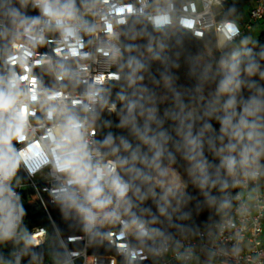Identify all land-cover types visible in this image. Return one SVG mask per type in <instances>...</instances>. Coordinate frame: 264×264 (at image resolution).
I'll return each instance as SVG.
<instances>
[{"label":"clouds","instance_id":"1","mask_svg":"<svg viewBox=\"0 0 264 264\" xmlns=\"http://www.w3.org/2000/svg\"><path fill=\"white\" fill-rule=\"evenodd\" d=\"M33 4L43 19L22 16L18 11L10 13L14 39L21 35L38 39L41 25L63 37H78L81 32L93 31L85 17L93 12L95 0H80L79 6L77 0H33ZM152 20L157 30L169 22L166 13ZM219 52L215 66L212 63L200 65L197 60L190 69L191 75L199 81L195 92L201 101L205 100L204 85H216L209 93L203 113L197 115L188 110L179 99V93L175 94L179 111L165 113L177 122L178 141H172L165 131L152 130V124L161 128L162 121L154 106L147 107L152 100L150 96L143 102L139 97L124 98L126 110L121 115L120 127L127 128L145 145L147 153H141L139 148L133 150L126 139L111 134L99 144H93L85 134L86 117L67 105L50 104L47 107V118L54 121L51 154L55 170L65 178L55 196L61 210L76 217L85 232L93 233L97 226L121 224L124 232L147 246L153 256H162L171 248L180 261L186 262L193 257L191 247L181 251V245L172 237L154 229L155 219L149 221L144 213L136 215L132 212L133 197L141 203L149 197L156 199L157 190V209L161 216L167 215L173 201L177 205L176 211L181 204L187 203L186 185L172 167L175 156L168 151L170 142L186 161L188 175L204 195L207 205L225 215L233 207L229 188L247 187L249 182L264 177V84L252 79L259 76L260 81H264V65L261 64L264 51L256 54L251 49L220 45ZM141 71L142 64L129 63L130 84L136 83ZM244 89L249 92L247 97L242 95ZM24 95L14 72L0 75V241L16 239L25 214L11 187L19 166V155L13 142L19 141L27 127L22 112L26 106L21 99ZM138 117L144 118L142 127ZM213 118L220 124L219 134L210 123ZM197 121L202 122L199 128H196ZM205 146L220 160L218 167L214 168L205 157ZM121 150L128 153L118 164L125 171L127 180L107 162L108 155L117 156ZM213 189L221 195L213 196ZM235 199L241 200L242 194H237ZM237 210L244 213L248 209L241 203ZM148 241H152L151 246ZM24 242L26 245L31 243L27 234ZM127 255L131 256V253Z\"/></svg>","mask_w":264,"mask_h":264},{"label":"built area","instance_id":"2","mask_svg":"<svg viewBox=\"0 0 264 264\" xmlns=\"http://www.w3.org/2000/svg\"><path fill=\"white\" fill-rule=\"evenodd\" d=\"M229 0H95L93 12L87 15L92 32H81L78 37H63L59 32L41 25L38 39L21 35L14 39L2 59L0 75L14 72L21 82L27 121L24 134L14 141L19 155V166L11 180L12 190L19 197L22 208L36 200L51 224L61 248V257L55 264H191L197 256L208 252L215 264H264V180L237 187L229 196L233 207L227 215L212 222L196 234L175 233V243L181 251L191 247L193 257L186 261L176 259L171 250L162 256H153L148 247L126 234L121 224L97 226L93 233L83 230L64 234L59 228L54 210L59 203L55 193L65 178L56 172L52 157L51 133L54 121L47 118L50 104L67 105L86 117L85 134L93 144L97 130L92 125L95 113L104 103L111 88L123 79L121 38L136 17L157 30L153 17L166 13L169 22L159 30H182L194 38L210 35L229 46L240 40L254 24L264 22V0H248L247 19L243 13L233 19H223V6ZM170 6V7H169ZM31 10L40 17L39 9L31 1ZM0 28H8L0 13ZM220 53V52H219ZM55 97L54 99H50ZM84 109H89L85 112ZM110 111L116 109L108 105ZM120 175L118 160L107 157ZM24 194L26 197H24ZM242 194L241 200H236ZM243 203L247 212L237 209ZM27 234L31 243L26 245ZM47 226L33 224L23 216L21 229L14 241H0V264H52L44 254L31 249L46 245ZM152 241H148V246ZM131 256H128V253ZM8 257V259L5 258Z\"/></svg>","mask_w":264,"mask_h":264},{"label":"trees","instance_id":"3","mask_svg":"<svg viewBox=\"0 0 264 264\" xmlns=\"http://www.w3.org/2000/svg\"><path fill=\"white\" fill-rule=\"evenodd\" d=\"M32 0H0V13L8 22V28L2 30L0 28V66L2 59L8 54L10 44L7 43V37L12 35L13 29L10 24V13L18 11L22 16L32 17L34 13L31 10ZM248 0H229L223 6V19H233L241 14L247 7ZM77 5H80V0H77ZM5 31V32H4ZM122 46V64L121 70L123 79L110 89L105 96L104 103L95 113L92 120V125L97 130V142H102L109 134L119 138L123 137L131 145L132 149H140L141 153H147V147L142 145L127 128L120 127L121 115L126 110L125 100L139 97L143 102L149 96L152 98L151 103L147 107H155L156 115L162 121V127L157 128L156 124H152V130L165 131L172 138V141H178L179 137L176 134L177 122L166 116L165 113L178 112L176 93H179V99L188 106V110H195L197 115L203 113L204 107L207 103V98L201 101L195 88L199 81L191 75L190 69L195 62V58H206L209 63L215 66V61L218 59L220 53L216 45V38L212 35L197 39L191 34L182 30H155L152 29L142 17H136L132 20L131 25L125 29L121 38ZM243 48L251 49L258 54L264 51V32H262L258 39L252 43L245 45ZM209 50L213 56L207 57L206 51ZM257 58H259L257 56ZM131 61L139 62L143 65V71L138 73L140 77L135 84H130L128 80L129 63ZM264 65V60L261 61ZM252 79L264 84L260 81L259 76ZM171 81L166 83V81ZM167 85L165 91L164 86ZM216 85L213 83L212 91ZM143 93V95H140ZM244 97L249 95L247 89L242 92ZM114 104L116 109L110 111L108 105ZM141 127L144 125V118L138 117ZM216 134H219L220 124L216 119H211ZM202 122L197 121L196 128L201 126ZM119 139L116 143L119 144ZM168 151L175 156V163L172 167L183 177L186 183L184 189L188 201L179 206V211H176L177 205L175 201L172 202V207L168 209L166 216H161L157 203H159V190H157V197L153 199L149 197L142 203L136 201L133 197L135 206L132 212L136 215L144 213L145 219L151 221L156 220L152 224L153 228L162 227L163 229L173 230L175 233L196 234L201 228H208L212 222L219 219L224 213L218 212L215 207H209L205 201L204 195L200 189L193 184L188 175V165L182 158L181 154L176 152L173 143L168 144ZM150 155V154H149ZM204 155L213 167H218L220 160L207 149L205 146ZM128 153L121 152L117 156L108 155V158L120 159L126 158ZM167 163V161H165ZM264 163V161H262ZM17 171V169H16ZM15 171V172H16ZM120 175L127 180L125 171L119 167ZM264 180V177H262ZM236 192V188H229L228 194L231 196ZM29 196L33 199L32 204L23 208L24 216H28L33 224L47 226L49 229V236L44 247L37 250L31 249L33 255L44 253L52 264H55L61 257V248L58 245L57 237L51 224L48 222L44 212L32 197V191H28ZM213 196H220L221 194L213 189ZM131 196V194H130ZM24 197L26 195L24 194ZM228 213L230 210H227ZM56 220L59 228L64 234L79 233L82 225L79 220L69 214H65L61 210L58 203L54 210ZM187 218H182V217Z\"/></svg>","mask_w":264,"mask_h":264},{"label":"rangeland","instance_id":"4","mask_svg":"<svg viewBox=\"0 0 264 264\" xmlns=\"http://www.w3.org/2000/svg\"><path fill=\"white\" fill-rule=\"evenodd\" d=\"M247 12V7L245 8V10L242 12L243 15L247 18L246 15ZM5 32V31H4ZM264 32V22H260V23H256L253 26V29L250 31H247L245 33V35L238 41L231 43L229 45V47H238V48H243L245 45L254 42L255 40L258 39L259 35ZM13 41L12 35L10 34V36L7 37V43L11 44ZM206 56L207 57H212L213 54L207 50L206 51ZM197 60H199V64L203 65L204 63H209L208 60L206 58H195V62L197 63ZM212 85L213 83H208L204 85V89H203V96L205 98H207L209 96V93L212 92ZM165 91L167 90V85L164 86ZM195 112V110H192ZM196 113V112H195ZM181 181L186 185L185 180L183 179L182 176H180ZM156 230H158L161 234H163L164 236H170L173 234V230L171 229H163L162 227H157L154 228ZM140 243V242H138ZM6 259H8V257L5 256Z\"/></svg>","mask_w":264,"mask_h":264},{"label":"crops","instance_id":"5","mask_svg":"<svg viewBox=\"0 0 264 264\" xmlns=\"http://www.w3.org/2000/svg\"><path fill=\"white\" fill-rule=\"evenodd\" d=\"M246 15H247V13H246ZM245 33H244V35H245ZM172 235H174V234H172ZM172 235H170V236H172ZM191 264H215V263H214L212 257L210 256V254L208 252H204V253L198 255L197 259L194 262H192Z\"/></svg>","mask_w":264,"mask_h":264},{"label":"bare ground","instance_id":"6","mask_svg":"<svg viewBox=\"0 0 264 264\" xmlns=\"http://www.w3.org/2000/svg\"><path fill=\"white\" fill-rule=\"evenodd\" d=\"M218 42H219V44H220V45H222V44H223V41H222V39H219V41H218ZM179 176H181V175H179Z\"/></svg>","mask_w":264,"mask_h":264}]
</instances>
